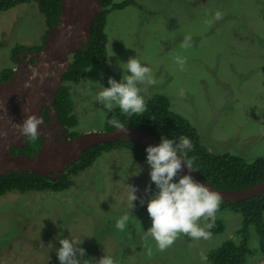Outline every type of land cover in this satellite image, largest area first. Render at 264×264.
<instances>
[{
    "label": "rangeland",
    "instance_id": "obj_1",
    "mask_svg": "<svg viewBox=\"0 0 264 264\" xmlns=\"http://www.w3.org/2000/svg\"><path fill=\"white\" fill-rule=\"evenodd\" d=\"M135 1L108 15L107 61L88 68L79 84L66 83L77 120L71 130L79 135L107 130V116L119 107L108 111L98 93L110 87V77L120 82L123 62L135 57L156 81L138 85L145 105L153 96L167 97L170 110L188 120L214 154L248 165L263 157L264 0ZM217 11L223 17L218 21ZM44 21L33 2L0 12V72L16 68L22 56L20 50L13 55L17 46L43 44ZM188 35L192 46L182 48ZM150 171L147 162L136 163L129 150L117 149L97 157L68 190L0 196V264H60V238L80 244L91 264L104 255L114 264H211V252L226 241H241V216L221 204L220 234L211 235L208 219L201 217L197 224L210 233L208 239L179 234L163 252L151 237L145 240L152 225L147 202L158 191ZM128 185L138 189L134 202ZM124 215L130 219L120 231L115 224ZM248 233V264H264L257 228L250 226Z\"/></svg>",
    "mask_w": 264,
    "mask_h": 264
},
{
    "label": "trees",
    "instance_id": "obj_2",
    "mask_svg": "<svg viewBox=\"0 0 264 264\" xmlns=\"http://www.w3.org/2000/svg\"><path fill=\"white\" fill-rule=\"evenodd\" d=\"M33 2L36 3L40 13L44 17L46 27L44 42L37 47L17 46V51L31 50L38 52L42 49L50 31L58 25L61 16V0H0V12L10 10L18 5ZM101 12L94 20L91 39L80 51L69 56L70 68L63 77L62 86L56 94L54 109L60 123L68 134V139L79 136L72 128L77 126V120L73 115V101L66 83L79 84L85 76L88 68L104 64L107 61L108 36L106 25L108 15L112 11L123 10L135 5V0H101ZM14 60V57H12ZM13 69H4L0 72V84L10 79ZM119 120L125 127H133L142 130L161 142V138H169L179 142L181 136L188 137L193 145L192 150L187 152L186 157L192 160L193 169L214 188L225 191H240L256 186L264 180V156L252 164H246L242 159L229 154H214L202 144L201 136L197 129L181 115L170 110L167 97L156 95L149 99L142 114L131 117L121 113L120 108L113 109L106 118L107 130L115 129L108 121ZM41 139L29 141L25 148H19L12 154H25L35 156L41 148ZM117 149L129 150L136 163L147 162V152L130 140H120L111 143H103L88 149L77 161L72 163L58 178L45 177L29 172H13L0 176V196L16 192H61L70 189L74 185L76 176L90 168L93 162L103 152ZM17 151V153H16ZM178 175L176 180H179ZM224 207H229L233 212L241 216L242 229L237 233L242 238L240 242L226 241L218 249L209 254L211 264H248L250 255L248 249V228L255 226L258 231V240L261 250L264 251V193L256 198L238 203L220 202ZM228 208V209H229ZM207 222H211L209 219ZM223 224L215 220L210 228L211 235L222 233Z\"/></svg>",
    "mask_w": 264,
    "mask_h": 264
},
{
    "label": "water",
    "instance_id": "obj_3",
    "mask_svg": "<svg viewBox=\"0 0 264 264\" xmlns=\"http://www.w3.org/2000/svg\"><path fill=\"white\" fill-rule=\"evenodd\" d=\"M101 0H61V16L58 25L49 33L42 49L36 53L25 52L17 68L7 81L0 84V176L13 172H29L58 178L72 163L88 149L103 143L130 140L146 150L149 145L159 143L140 129L125 127L127 131L113 129L93 132L63 140L47 139L35 156L12 154L11 150L24 148L27 141L17 133L14 125L22 123L27 115L41 118L45 107L51 108V125L42 124L39 131L46 136L51 126L61 127L56 117L54 102L63 77L70 68L69 56L88 45L94 20L101 12ZM33 60V62H31ZM29 83L30 87H25ZM191 175L220 196V201L238 203L253 199L264 193V180L256 186L240 190L225 191L214 188L195 170L183 166L180 175Z\"/></svg>",
    "mask_w": 264,
    "mask_h": 264
},
{
    "label": "clouds",
    "instance_id": "obj_4",
    "mask_svg": "<svg viewBox=\"0 0 264 264\" xmlns=\"http://www.w3.org/2000/svg\"><path fill=\"white\" fill-rule=\"evenodd\" d=\"M222 18V13L217 11L215 20L218 21ZM191 42L192 37L190 35L185 36L181 47H191ZM27 51L30 52L31 50ZM18 57L22 58L23 55ZM176 60L181 66L185 63L180 57H177ZM123 64L126 67H121L124 73L121 81L118 82L110 77L108 80L110 87L103 88L98 93L97 100L108 111H111L114 106H118L122 114L131 117L145 111V102L140 95L138 85L146 80L150 84H155L156 81L150 78V68L143 66L135 57H130ZM15 69H13V72ZM30 86L29 83L25 84L26 88ZM108 123L116 130L127 131V128L117 119H112ZM42 124L43 120L39 116L31 114L27 115L22 123L15 124L14 127L23 138L36 141L41 136L39 126ZM0 135L6 137L7 133L3 132ZM192 148L191 140L188 137L181 136L179 142L162 137L158 145H149L146 149L147 163L151 168V182L155 184L158 191L147 202V211L152 225L146 232L145 240L151 237L161 252L172 246L179 234H184L192 239H208L210 233L199 227L197 221L201 217H205L211 221L206 227L212 228L219 204L222 202L217 193L211 191L204 184L195 181L190 174L180 175L183 166H186L190 171L194 170L192 160L179 155V153H183L186 157L187 152ZM178 175L180 178L176 182L174 178ZM128 188L129 199L133 202L136 201L138 199L137 187L128 185ZM150 190L151 185L146 191ZM141 203H144V201L141 200ZM129 219L128 215L119 218L115 224L116 229L123 231ZM59 244L61 246L56 249V252L60 264H91L93 259H84L87 255L86 250L80 247V244L78 245L74 239L60 238ZM42 245H44L43 242ZM48 246L52 245L49 244ZM148 254L151 255L150 248ZM201 258L207 259L203 253ZM96 264H114V260L104 255L96 260Z\"/></svg>",
    "mask_w": 264,
    "mask_h": 264
},
{
    "label": "flooded vegetation",
    "instance_id": "obj_5",
    "mask_svg": "<svg viewBox=\"0 0 264 264\" xmlns=\"http://www.w3.org/2000/svg\"><path fill=\"white\" fill-rule=\"evenodd\" d=\"M25 52H29V51L24 50L23 52H21V55H23ZM30 52H32V51H30ZM32 53H34V52H32ZM19 59H21V58L18 57V62H19ZM23 59H25V58H23ZM50 113H51V108L50 107H45L43 109V111L41 112V119L43 120V124H45V125H51L52 124V120L50 118ZM56 117L58 118L57 114H56ZM58 120H59V118H58ZM59 122H60V120H59ZM62 133H65L67 135V138H69L68 134H67V132L65 130V127H63L62 124H61V127L53 125V126H51V130L48 132V134L46 136L41 134L39 139L42 140V143L45 142L47 139H52V138H54L55 141L63 140ZM25 139H26L27 143L30 141L27 138H25ZM42 143H41V145H42ZM17 149H19V148L13 149V150H11V152H14ZM16 153H17V151H16Z\"/></svg>",
    "mask_w": 264,
    "mask_h": 264
}]
</instances>
